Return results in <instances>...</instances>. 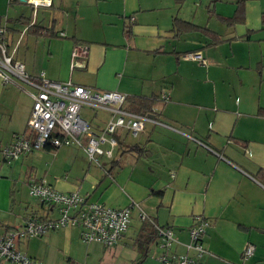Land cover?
<instances>
[{
  "label": "crops",
  "instance_id": "crops-1",
  "mask_svg": "<svg viewBox=\"0 0 264 264\" xmlns=\"http://www.w3.org/2000/svg\"><path fill=\"white\" fill-rule=\"evenodd\" d=\"M237 1L197 0L191 8L187 0H51L50 7L34 10L25 0H7L8 7L20 8L13 17L0 15L2 40L33 80L43 72L51 81L152 100L151 115L165 126L147 123L128 147L118 145L112 159H102V168L81 150L60 147L20 156L8 167L0 162V176L13 177L29 163L28 178L57 191L112 208L134 201L177 241L163 250L133 209V222L111 248L83 243L78 228H63L19 242L20 251L39 264H161L163 253L194 256L185 245L200 216L209 227L206 253L196 264H264V184L257 179L264 171V0ZM29 8L33 19L22 12ZM238 8L241 20L227 25L223 19ZM38 9L48 14L45 25L44 19L38 23ZM176 19L220 41L177 33ZM191 53L202 60L186 58ZM26 86L0 83V149L29 131ZM123 108L132 112L129 100ZM82 114L96 130L109 117L104 111ZM124 132H117L118 142ZM39 162L45 165L39 168ZM29 180L16 200L23 213L12 212L13 220L0 216L1 234L33 216L57 217L55 207L28 195ZM247 245L253 254L244 258Z\"/></svg>",
  "mask_w": 264,
  "mask_h": 264
},
{
  "label": "built area",
  "instance_id": "built-area-1",
  "mask_svg": "<svg viewBox=\"0 0 264 264\" xmlns=\"http://www.w3.org/2000/svg\"><path fill=\"white\" fill-rule=\"evenodd\" d=\"M35 10L38 7L48 8L51 0H25ZM6 32L0 27V83L3 85L25 84L31 88L27 92L32 100L31 110L24 134L13 136L10 145L0 149V161L10 162L22 155L39 152L44 149L74 147L81 150L89 163L102 168V159H112L118 142L115 138L119 130H125L132 136L142 132L147 123L165 126L151 114L140 115L123 108L127 96L117 91L94 90L70 81L55 82L48 80L44 73L33 80L26 72L24 65L14 61L7 53L3 42ZM63 36V34H60ZM79 49L72 53L78 56ZM186 58L201 61L199 53H191ZM161 95V100L166 99ZM84 110L91 113L104 111L108 120L100 130L82 114ZM28 195L41 204L55 207L58 215L53 219H40L35 216L27 219L18 229L0 233V264H39L34 258L23 253L17 244L25 239L43 236L51 231L63 228H78L79 238L83 243H99L105 248L115 246L127 231L133 209L139 212L142 221L149 222L155 229L159 245L168 250L177 243L169 228L156 225L134 201L125 208H112L87 200L78 192L64 193L34 180L28 183ZM209 227V221L196 217L189 228V243L185 245L190 257L163 253L159 257L161 264H196L205 253L203 237ZM253 247L247 245L243 257L249 258Z\"/></svg>",
  "mask_w": 264,
  "mask_h": 264
},
{
  "label": "rangeland",
  "instance_id": "rangeland-1",
  "mask_svg": "<svg viewBox=\"0 0 264 264\" xmlns=\"http://www.w3.org/2000/svg\"><path fill=\"white\" fill-rule=\"evenodd\" d=\"M196 1L197 0H187V2L189 3L188 6L193 8L194 7V3ZM211 5L212 4L209 5V7H208L209 9H211ZM19 8H20L19 4L11 6V7H8L7 6V0L5 2V5H4V1L0 0V11H1L0 15L1 16L13 17L14 14L18 11ZM22 12H25V16L26 17L28 16L29 19H33L34 12L30 8L28 10H26V11L23 10ZM37 18H38V23L41 22L40 21L41 19H44L43 23L45 25L47 23V20H48V14L44 13L42 11V9H38ZM11 27H14V25H11ZM16 27L17 28H15V29L19 28V26H16ZM26 88L31 89L29 86H26ZM122 134H123L122 136L120 135L121 136V138H120L121 141L118 142V140H117V142H118V145H119L120 149H125L126 147H128V145L133 143V136L130 135L126 131L124 133H122ZM115 138L118 139V136H115ZM31 155H34V153L33 154L30 153V154H28L26 156L31 157ZM22 156H24V155H22ZM12 162L13 161H10L9 163H2V165L5 166V167H8L7 165H9ZM47 163H49V162H47ZM29 165H30L29 163L28 164L25 163L23 165V168L19 169L18 172L16 171V173L14 174L13 177L9 176L10 173H7V174H2L1 173V176H0V216H2L3 218H5L4 216H7L8 220H11V219L13 220V218H12L13 215L11 214L12 212L13 213L14 212H19L20 214H22L23 211H24L22 209V207L19 206L20 205L19 202L16 201V200L18 198L21 186L24 185L26 183V181H28L30 178H33V176L28 178V174H29V170L28 169L29 168H27V167H29ZM44 165H45V162H39L38 163V167L39 168H42L41 166H44ZM34 167H37V165L35 166V164H34ZM31 180H33V179H30L29 181H31ZM12 191H14L13 195H12ZM14 195L16 196V199L13 202V199L15 198ZM27 200H29V197H27ZM36 201L37 200H34V202H36ZM131 219H132V222H133V217ZM18 221H20V219L16 220V223H18ZM16 229H18V228H16ZM25 246L26 245H24V246L22 245L21 247H25ZM4 264H9V263H4Z\"/></svg>",
  "mask_w": 264,
  "mask_h": 264
},
{
  "label": "trees",
  "instance_id": "trees-1",
  "mask_svg": "<svg viewBox=\"0 0 264 264\" xmlns=\"http://www.w3.org/2000/svg\"><path fill=\"white\" fill-rule=\"evenodd\" d=\"M244 1V0H238L237 1V4L240 5L241 2ZM177 4H180L183 2V0H176ZM241 20V17H240V9L238 8L237 9V12L236 14L232 17V18H229V19H223V21L225 23H227V25H232L234 24L235 22L237 21H240ZM174 26H175V30L177 31V33H187V32H198L202 35H204L206 38H208L210 40V43L211 44H215V43H218L220 41L219 37L206 30V29H203L201 27H198V26H195L193 24H190V23H187V22H183L181 20H174ZM127 100L130 101V110L136 114H140V115H146V114H151L152 110H151V104H152V100H146V99H142V98H137V99H128ZM262 115H264V111L261 112ZM257 179L259 181H261L263 184H264V171H260L258 174H257ZM145 224H144V227L143 229L145 230H151V233L155 234L156 235V231L154 229V227L147 221H144ZM150 226V227H149ZM149 228V229H148ZM142 258H145L146 257V254H147V244H145V248L142 250Z\"/></svg>",
  "mask_w": 264,
  "mask_h": 264
},
{
  "label": "water",
  "instance_id": "water-1",
  "mask_svg": "<svg viewBox=\"0 0 264 264\" xmlns=\"http://www.w3.org/2000/svg\"><path fill=\"white\" fill-rule=\"evenodd\" d=\"M152 116V115H151Z\"/></svg>",
  "mask_w": 264,
  "mask_h": 264
}]
</instances>
